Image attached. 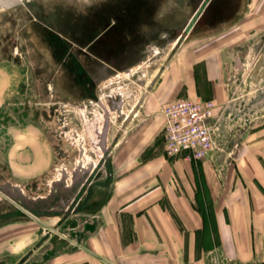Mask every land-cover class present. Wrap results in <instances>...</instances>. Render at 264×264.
Listing matches in <instances>:
<instances>
[{
	"label": "crops",
	"instance_id": "1",
	"mask_svg": "<svg viewBox=\"0 0 264 264\" xmlns=\"http://www.w3.org/2000/svg\"><path fill=\"white\" fill-rule=\"evenodd\" d=\"M43 6L49 9L38 17L42 40L81 97H88L96 73L108 77L138 64L148 42L170 49L178 41L152 97L126 114L112 145L110 121L107 177L99 180L93 171L68 212L38 207L37 219L0 193V264H209L218 246L236 245L246 253L228 261L255 255L264 263V123L249 131L256 139L242 143L244 156L235 162L215 152L171 157L163 112L182 97L213 99L216 110L228 102L235 56L250 53L264 36V0H50ZM21 82L16 67L0 62V106L17 96ZM80 159L75 167L86 164ZM51 164L37 123L3 128L0 122V187L37 181ZM235 165L243 167L241 175Z\"/></svg>",
	"mask_w": 264,
	"mask_h": 264
},
{
	"label": "rangeland",
	"instance_id": "2",
	"mask_svg": "<svg viewBox=\"0 0 264 264\" xmlns=\"http://www.w3.org/2000/svg\"><path fill=\"white\" fill-rule=\"evenodd\" d=\"M48 1L0 0V62L16 67L22 79L17 96L5 103V107L0 106L1 126L5 128L10 122L37 123L52 157L51 167L45 176L22 184L23 192L32 197L49 192L51 175H61L62 169L75 167L82 157L81 145L84 157L94 163L93 173L97 174V179L107 177L105 156L96 143L104 112L97 99H101L110 111L111 120L113 118L110 130L112 145L113 134L116 129H121L126 114L142 97H152L151 82L170 56L169 45L148 42L143 46L144 52L139 55L142 59L138 64L108 71V77H102L104 71L96 73L88 97H81L76 93L77 85L71 80L72 76L58 67L59 59L49 52L42 40L38 17L42 9H49L43 6ZM74 42L80 45L76 39ZM257 46L252 47L248 54L235 56L229 79L230 96L228 102L217 110L221 131L211 153L215 152L219 159L228 158L235 162L243 158L242 143L256 139L249 131L264 123V36ZM119 101L122 106L117 108L115 105ZM235 170L241 175L243 167L240 166L239 171V166L235 165ZM255 184L258 185V181L255 180ZM8 201L17 207L10 199ZM245 251L243 245L218 246L207 260L209 264L211 260L213 264H264L255 255L250 262H241L237 258L228 261L227 256L243 255Z\"/></svg>",
	"mask_w": 264,
	"mask_h": 264
},
{
	"label": "built area",
	"instance_id": "3",
	"mask_svg": "<svg viewBox=\"0 0 264 264\" xmlns=\"http://www.w3.org/2000/svg\"><path fill=\"white\" fill-rule=\"evenodd\" d=\"M213 99L178 98L163 108L165 153L203 159L213 150L220 133V115Z\"/></svg>",
	"mask_w": 264,
	"mask_h": 264
},
{
	"label": "water",
	"instance_id": "4",
	"mask_svg": "<svg viewBox=\"0 0 264 264\" xmlns=\"http://www.w3.org/2000/svg\"><path fill=\"white\" fill-rule=\"evenodd\" d=\"M186 34L185 31L181 32V37ZM180 37V38H181ZM159 77L158 75L151 82L150 89L153 87L155 81ZM97 102L102 106L103 112V123L98 130V141L96 142L98 148L103 152L105 156V161L108 163L109 158L107 156L108 147H107V138L110 128L111 115L110 111L103 104L100 98L97 99ZM140 103L138 101L137 105ZM137 105L132 109L131 113L127 115V118L132 116L136 109ZM81 156L87 160L85 165L79 163L74 169L67 171L66 169L62 170V177L56 181H52L51 189L46 195H38L35 197L28 196L23 192L21 185H12L7 183L5 187H0V193L5 195L10 199L17 207H19L25 213L31 215L38 219V207L39 211H65L68 212L69 209L66 207L69 206L70 202L74 200L75 195L79 191L80 184L83 183L93 172L94 163L92 160L87 159L83 155V147L81 145ZM81 160V159H80ZM69 180V183L67 181ZM33 211H37L35 214Z\"/></svg>",
	"mask_w": 264,
	"mask_h": 264
},
{
	"label": "flooded vegetation",
	"instance_id": "5",
	"mask_svg": "<svg viewBox=\"0 0 264 264\" xmlns=\"http://www.w3.org/2000/svg\"><path fill=\"white\" fill-rule=\"evenodd\" d=\"M61 51V50H60ZM59 52V49L57 50V53ZM56 55V54H55ZM59 55V54H58ZM117 108H120L122 106V102L119 101L117 102V104L115 105ZM63 170V169H62ZM62 170H61V176H62Z\"/></svg>",
	"mask_w": 264,
	"mask_h": 264
},
{
	"label": "bare ground",
	"instance_id": "6",
	"mask_svg": "<svg viewBox=\"0 0 264 264\" xmlns=\"http://www.w3.org/2000/svg\"><path fill=\"white\" fill-rule=\"evenodd\" d=\"M177 39L171 44V46H170V49H172V48H174L175 47V45H176V43H177ZM172 42V41H171ZM169 49V50H170ZM146 66H148V64L146 65ZM138 67V66H137ZM132 69H134V68H132ZM154 86V85H153ZM150 88V87H149Z\"/></svg>",
	"mask_w": 264,
	"mask_h": 264
}]
</instances>
